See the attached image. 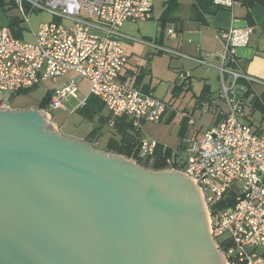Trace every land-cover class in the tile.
Returning a JSON list of instances; mask_svg holds the SVG:
<instances>
[{
    "label": "water",
    "instance_id": "1",
    "mask_svg": "<svg viewBox=\"0 0 264 264\" xmlns=\"http://www.w3.org/2000/svg\"><path fill=\"white\" fill-rule=\"evenodd\" d=\"M0 264H227L202 192L63 133L43 108L0 107Z\"/></svg>",
    "mask_w": 264,
    "mask_h": 264
},
{
    "label": "built area",
    "instance_id": "2",
    "mask_svg": "<svg viewBox=\"0 0 264 264\" xmlns=\"http://www.w3.org/2000/svg\"><path fill=\"white\" fill-rule=\"evenodd\" d=\"M14 1L28 24L35 11H46L66 23H41L32 32V41L15 37L8 26L0 25V92L20 91L76 73L78 77L54 89L48 109L65 108V98L77 97L80 81L86 78L90 94L101 99L109 113L128 115L137 127L143 119L162 118L168 108L163 100L121 78L128 60L123 41L131 38L121 27L128 20L150 19L154 0ZM233 32L232 28L217 32L224 44L221 52L195 58L201 65L218 68L227 111L218 123L184 138V151L174 149L167 163L182 164L181 169L171 168L192 177L200 188L211 233L227 264H264V128L256 131L244 121L245 101L238 95L240 79L263 82L238 68ZM154 47L183 55L166 46ZM0 107L10 105L0 100ZM182 115L190 124L196 123L191 110L183 109ZM158 144L143 136L139 145L143 154L151 155ZM224 199H232L230 205L213 212Z\"/></svg>",
    "mask_w": 264,
    "mask_h": 264
},
{
    "label": "crops",
    "instance_id": "3",
    "mask_svg": "<svg viewBox=\"0 0 264 264\" xmlns=\"http://www.w3.org/2000/svg\"><path fill=\"white\" fill-rule=\"evenodd\" d=\"M204 1V3H207L208 1L215 2V4L213 3L208 7L206 6L207 9L213 10L217 3L222 4L224 7L216 11H208L205 7H201V5L196 3L195 0H163V10L158 18L161 22L166 19V21L169 22L168 26H174L175 30L173 34H169L170 37L167 41L164 37L162 39V37L157 35L154 43L158 46H166L182 53V56H173L177 58L175 62H180L183 68L189 67V70H192L195 66L203 67L200 68L201 70L199 76L204 78L206 81L204 91L201 94L194 93V97L196 99L195 108H188V106L185 108L191 110L193 115L197 108H201L202 110L206 108L209 112L213 113V117L216 118L218 122L221 120L224 115L223 113L226 112L228 108L226 103L225 106L215 103V97L211 96V92L215 88L214 86H218V82H221L220 72L216 65H201L195 60V58L208 53L217 54L221 52L224 49V44L217 36V32L221 29L232 28L234 30L232 42L237 52L238 68L248 76L263 82H251L242 78L239 80L238 88L239 97L245 101L246 116L244 121L249 123L256 131L260 132L264 128V109H262L257 102L264 101V4L256 1L251 5H247L244 0H237L231 3L232 5L226 4V1L229 0ZM154 11L150 19L154 18ZM11 18L12 17H9L2 25H6L10 28L9 25ZM127 22L137 23L128 20L125 21L121 27V32L126 36L131 37L125 38L123 41L124 47L126 42H128L130 46L128 47V51L125 49L128 55V60L121 74V78L138 88L150 92L151 89L148 87V83L145 85L134 84L135 81L139 82L138 79L142 77L139 72L136 73L135 68L139 65L140 58H144L147 48H143L140 44L136 46L135 41L137 40L134 39V35L126 33L122 30ZM146 46L150 47L154 54L163 52L154 47V44ZM214 62L218 64L217 59ZM70 74L71 73L66 76L68 80L70 79V77H68ZM188 76H193L190 74V71ZM216 78L217 80L219 79L217 83H215ZM142 80L140 82H143ZM53 92L54 90L52 93ZM220 97L222 98L221 94ZM72 98L73 97L71 96L67 97L65 98V101H69ZM198 100H201V102L198 103ZM212 103L215 104L214 107ZM79 105L80 103H77L76 108ZM19 108L25 109L29 107H18L17 109ZM48 113L52 116L50 112ZM96 120L97 119L93 121ZM54 124H56L61 130L58 123L54 121ZM89 133L90 132L84 135H79L75 138L83 139L95 146L104 138H106L107 142L108 138L112 135V133L106 135V131L103 130V134L99 138L94 139L92 142L89 139ZM69 136L74 137L71 134H69Z\"/></svg>",
    "mask_w": 264,
    "mask_h": 264
},
{
    "label": "rangeland",
    "instance_id": "4",
    "mask_svg": "<svg viewBox=\"0 0 264 264\" xmlns=\"http://www.w3.org/2000/svg\"><path fill=\"white\" fill-rule=\"evenodd\" d=\"M3 2V4H0V25L5 23L9 17L21 19V26L24 31L23 37L26 41L33 40L32 32L37 31L40 24L43 22L59 21L66 23V20L59 19L46 11H35L31 16L30 24H28L23 20V16L18 10L14 0H3ZM154 2V18L146 21H138L137 23L127 22L122 29L124 32L134 35V39L137 40L135 41L136 46L140 44L143 48H147L144 58H140V63L135 68L136 73L139 72L142 77L138 79L139 82L135 81L134 84L145 85L148 83V87L151 89L150 93L163 100L168 106L166 112L159 121H148L143 119L140 123L145 137L155 140L164 146L184 151L182 147V140L184 138L192 135L194 130H205L208 125H214L218 122L217 119L213 117V113L209 112L206 108H204V110L201 108L195 110L194 117L196 123L194 125L190 124L188 118L182 115V110L186 106H188V108H195L196 99L194 93L201 94L204 91L206 81L199 76L200 68L203 67L195 66V68H191L192 70H189V67L183 68L180 62H175L177 58L170 53L163 51L154 54L152 52L153 50L146 46L149 44L157 45L154 43L157 35L162 37V39L164 37L167 41L170 37L169 29L175 30L174 26H168L169 22L163 25L158 18L163 10V0H154ZM129 46L130 44L126 42L125 49L127 51ZM189 71L190 74L193 75L192 77L188 76ZM68 77L76 78L78 75L76 73H71ZM141 80L143 82H140ZM218 80L216 78L215 83H217ZM67 82L68 79L66 77H58L56 80L49 79L41 82L27 92L3 91L0 92V100H5L10 107L14 108L35 107L39 105L41 99L48 91H53ZM214 87L211 96L215 97V103L225 106V101L220 97L221 82H218V86L215 85ZM89 95L90 82L88 79L84 78L80 81L77 97L65 101V108L48 109L53 116H51L52 121L54 120L58 123L63 133L66 135L71 134L75 138L90 132L98 125L97 120H87L75 111L76 104L85 101ZM212 105L214 107L215 104L212 103ZM104 113H109L106 108ZM103 130L106 131V135L113 132L108 125H106ZM105 145L106 138L100 140L95 146L106 150Z\"/></svg>",
    "mask_w": 264,
    "mask_h": 264
},
{
    "label": "trees",
    "instance_id": "5",
    "mask_svg": "<svg viewBox=\"0 0 264 264\" xmlns=\"http://www.w3.org/2000/svg\"><path fill=\"white\" fill-rule=\"evenodd\" d=\"M196 3L201 5V7H205L207 9L211 4H215L214 1H208L204 3V0H195ZM247 5H251L252 3L258 1L264 4V0H244ZM3 0H0V4H3ZM207 6V7H206ZM224 7L222 4L217 3L216 6L212 9H207L208 11H216L220 8ZM166 19L162 20L163 25H166ZM10 29L12 34L15 37H23V28L21 26V19L12 17L10 21ZM31 88L20 90L19 92H27ZM52 91H48L45 96L41 99L39 103V108L48 109L49 103L52 98ZM201 100H198L200 103ZM257 104L264 109V101L257 102ZM105 104L101 99L97 96L90 94L84 103L80 104L76 108V112L82 115L85 119L93 121L97 119L98 125L95 126L89 133V139L93 142L94 139L99 138L103 129L106 125H108L112 129V135L108 138L105 149L107 151H112L115 153L123 154L129 158L135 159L142 166L152 168V169H166L175 167L181 169L183 166L179 164L178 161L174 162V166H171L167 163V158L170 157L174 151V148L164 146L162 144H158L156 150L153 154L147 155L143 154L140 142L141 138L144 136L142 131V127H137L134 124V120L132 117L128 115H113L111 113L105 114ZM187 118V117H186ZM189 121V119H188ZM232 199H224L219 201L212 211L214 212L216 209L224 208L230 205Z\"/></svg>",
    "mask_w": 264,
    "mask_h": 264
}]
</instances>
